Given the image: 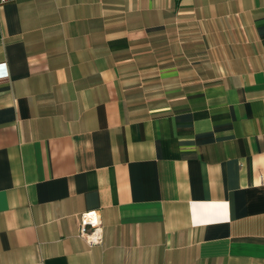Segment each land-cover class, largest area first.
<instances>
[{
  "label": "crops",
  "instance_id": "1",
  "mask_svg": "<svg viewBox=\"0 0 264 264\" xmlns=\"http://www.w3.org/2000/svg\"><path fill=\"white\" fill-rule=\"evenodd\" d=\"M0 264H264V0L0 4Z\"/></svg>",
  "mask_w": 264,
  "mask_h": 264
},
{
  "label": "built area",
  "instance_id": "2",
  "mask_svg": "<svg viewBox=\"0 0 264 264\" xmlns=\"http://www.w3.org/2000/svg\"><path fill=\"white\" fill-rule=\"evenodd\" d=\"M3 3H5V0H0V4ZM78 234L89 247L101 244L103 235L102 224L96 213L90 212L80 216Z\"/></svg>",
  "mask_w": 264,
  "mask_h": 264
}]
</instances>
